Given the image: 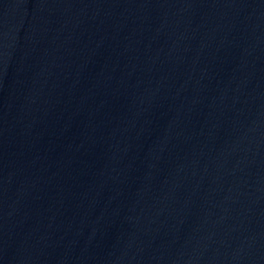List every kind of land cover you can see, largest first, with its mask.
Instances as JSON below:
<instances>
[{
    "label": "water",
    "instance_id": "95a60500",
    "mask_svg": "<svg viewBox=\"0 0 264 264\" xmlns=\"http://www.w3.org/2000/svg\"><path fill=\"white\" fill-rule=\"evenodd\" d=\"M0 264H264V0H0Z\"/></svg>",
    "mask_w": 264,
    "mask_h": 264
}]
</instances>
